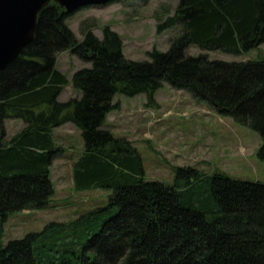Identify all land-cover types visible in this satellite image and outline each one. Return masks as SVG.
<instances>
[{"label": "trees", "instance_id": "1", "mask_svg": "<svg viewBox=\"0 0 264 264\" xmlns=\"http://www.w3.org/2000/svg\"><path fill=\"white\" fill-rule=\"evenodd\" d=\"M73 12L50 2L38 14L34 40L0 69V264H264V182L195 166H179L171 184L146 179L136 145L104 127L105 115L119 106L116 93L152 94L168 82L257 131L263 160L264 58L211 59L186 50L258 47L264 0H180L159 29H183L169 49H153L142 61L125 57L109 27L100 38L87 24L78 40L67 24ZM67 49L92 64L72 77L82 96L60 101L68 77L57 57ZM16 116L27 125L5 140L4 121ZM64 120L85 142L71 157L74 188H109V202L6 243L9 212L51 204V166L65 155L52 127Z\"/></svg>", "mask_w": 264, "mask_h": 264}, {"label": "rangeland", "instance_id": "2", "mask_svg": "<svg viewBox=\"0 0 264 264\" xmlns=\"http://www.w3.org/2000/svg\"><path fill=\"white\" fill-rule=\"evenodd\" d=\"M179 2L111 0L105 4L84 5L74 10L67 24L78 40H83L88 25L100 38L109 27L120 35L126 58L151 60L153 49H169L172 39L183 29L181 24L159 29V25L175 13ZM200 52H207L211 59H259L264 58V42L240 53L224 49L206 51L198 44H191L186 50L192 55ZM91 64L71 49L60 51L57 67L68 77L58 95L60 101H67L80 93L72 84L74 71ZM113 103L119 106L105 115L104 127L136 145L142 155L146 179H160L171 184L179 166H195L208 175L221 171L233 178L264 182V159L258 157L262 142L260 134L231 116L222 115L205 100L196 99L191 92L175 89L166 82L152 94L145 91L132 96L116 93ZM4 122L8 136L5 140L11 139L9 136L15 135L17 129L27 125L23 118L17 116L8 117ZM52 128L67 151L73 145L77 148L82 146V131L72 121L64 120ZM64 154L51 166L54 186L51 204L44 209L9 212L3 222L6 243L11 238L42 230L52 221L67 222L109 202L108 197L112 193L109 188H74L71 158L74 155L73 152Z\"/></svg>", "mask_w": 264, "mask_h": 264}, {"label": "water", "instance_id": "3", "mask_svg": "<svg viewBox=\"0 0 264 264\" xmlns=\"http://www.w3.org/2000/svg\"><path fill=\"white\" fill-rule=\"evenodd\" d=\"M51 1L70 13L84 5L105 4L111 0H0V69L34 40L38 14Z\"/></svg>", "mask_w": 264, "mask_h": 264}, {"label": "crops", "instance_id": "4", "mask_svg": "<svg viewBox=\"0 0 264 264\" xmlns=\"http://www.w3.org/2000/svg\"><path fill=\"white\" fill-rule=\"evenodd\" d=\"M60 70V69H59ZM62 71V70H61ZM63 72V71H62ZM64 73V72H63ZM66 74V73H65ZM67 75V74H66ZM82 92H80L79 94H77V95H75L74 97H81L82 95ZM74 97H71V98H74ZM70 98V99H71ZM58 99H59V97H58ZM23 127H25V125H23L22 127H20L19 129H17V131L18 130H20V129H22ZM17 131L14 133V134H16L17 133ZM52 132L54 133V138H55V141H56V143L58 144V145H60L61 147H62V149L64 150L63 151V153H71V152H73V154L75 155V152H79V151H81L83 148H84V144H85V142H83V138H82V146H80V147H78V148H80V149H78L77 147H75L74 145L72 146V147H70V151H67L66 150V146H64L63 145V143H60L58 140H57V136L55 135V131H53L52 130ZM6 134V136H5V138L4 139H6V137H8L7 136V133H5ZM14 135H12V136H9V137H13ZM67 155V154H66ZM57 159V158H56ZM55 160V159H54ZM54 162V161H53Z\"/></svg>", "mask_w": 264, "mask_h": 264}]
</instances>
